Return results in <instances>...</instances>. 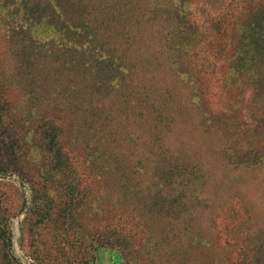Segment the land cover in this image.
<instances>
[{
    "label": "rangeland",
    "instance_id": "374dc122",
    "mask_svg": "<svg viewBox=\"0 0 264 264\" xmlns=\"http://www.w3.org/2000/svg\"><path fill=\"white\" fill-rule=\"evenodd\" d=\"M0 264H264V0H0Z\"/></svg>",
    "mask_w": 264,
    "mask_h": 264
}]
</instances>
